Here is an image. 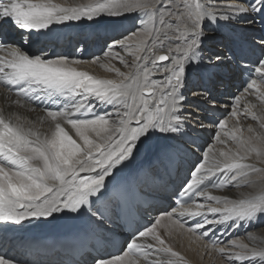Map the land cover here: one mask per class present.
<instances>
[{
	"label": "snow or ice",
	"instance_id": "obj_1",
	"mask_svg": "<svg viewBox=\"0 0 264 264\" xmlns=\"http://www.w3.org/2000/svg\"><path fill=\"white\" fill-rule=\"evenodd\" d=\"M102 16L132 17V29L102 53L126 67L125 57L115 50L135 58L128 72L109 69L119 79L97 78L74 66L80 60L49 55L43 48L30 55L31 48L9 42L10 33L16 32L19 44H35L54 25L95 22ZM221 21L242 23L256 34H225L209 52L208 29ZM0 53V82L25 101L44 105L43 120L49 122L48 129L41 131L0 110V225L23 227L25 221L47 222L62 215L87 218L103 235L122 227L124 205L134 193L122 179L135 157L160 140L174 148L172 141L206 127L193 120L201 107L217 98L211 88L194 82L198 70L209 78L228 71L258 75L259 80L251 78L244 92L254 90L264 101V0H89L77 5L0 0ZM99 59L94 57L93 62ZM239 102L240 97H235L230 117L236 124L224 132L227 139H221V132L228 120L216 125L215 136L220 144L234 141L235 150L208 147L176 193H183L175 201L179 207L162 213L151 226L137 229L121 255L88 253L91 264H141V260L143 264H186L161 235V230L168 237L184 230L183 218H199L186 231L198 234L197 239L209 238L205 247L230 264H264V246L229 240L220 247L218 238H210L218 231L255 224L264 216V166H258L264 165V114L252 111L254 105L246 108L245 113L259 122L260 131L251 125L245 131L239 123ZM14 103L23 107L20 99ZM193 103L195 108L190 107ZM209 185L215 189L259 186V192L229 199L212 195ZM201 198L205 203L185 207L186 202ZM0 264L24 262L0 253Z\"/></svg>",
	"mask_w": 264,
	"mask_h": 264
},
{
	"label": "bare ground",
	"instance_id": "obj_2",
	"mask_svg": "<svg viewBox=\"0 0 264 264\" xmlns=\"http://www.w3.org/2000/svg\"><path fill=\"white\" fill-rule=\"evenodd\" d=\"M56 2L64 5H77L88 3L89 0H56ZM214 2L236 3L238 0H214ZM131 21L132 17L109 16H102L95 22L72 21L67 22L65 25L52 26L50 32L52 33L50 34L51 36L47 38L43 37V35L38 43L21 45L18 43L19 34L16 32L10 33L9 42L14 43V46L24 48V50L31 48L29 52L30 55L39 48H46L45 50L49 55L68 56L70 60L76 59L82 61L74 65L80 71H87L89 74L101 79H119L118 75L109 69L115 67L119 68L122 72H128L135 58L126 51L116 49L115 51H119L128 62V66L126 67L117 59L104 57L102 53L107 47V43L110 44L113 40L122 38V34L127 35L128 31L132 29ZM258 27L259 25H257V28ZM126 30L127 32L125 33ZM208 31L210 36L208 41L209 52L215 50L217 42L215 43L214 40L218 41L225 34H234L238 37L256 34L252 29L247 28L242 23L233 22L230 25H225L223 21L220 22V26H216V22H213V26L208 29ZM70 35H72L75 40L81 37L80 39L84 40L83 43L75 46V40L72 39ZM86 35H88V40L87 37L82 38V36ZM53 45L55 48H53ZM0 55H3V53H0ZM94 57H100V59L93 62ZM220 74L228 77V80L222 79ZM240 74L241 73L238 71H228L221 72L209 78L207 73L198 70L193 76L194 82L197 85L204 84L211 88L212 95L217 98L206 107H201L199 109V117L193 120L194 123L196 119H199L206 127L204 129L198 128L197 131L192 132L190 136L184 137L180 141H172L175 147L171 149H169L168 141L160 140L156 142L137 155L128 168L134 170L137 177V196L141 199L148 197L153 201L149 207L142 212L143 217L147 221L146 227L151 226L154 220L162 213L174 211L167 207L168 200L171 198L170 196L176 193L177 190H180L181 187L185 185L186 181L190 179L193 166L202 161L203 152L208 147H214L216 150L221 148L225 150L229 148L235 150L237 145L234 141L229 140L226 145L215 141V136L217 131H219L216 125L220 121H229L225 130L221 132L222 140L227 139L224 132L229 131L234 124H236L235 118L230 117L235 97H240V102L237 105L238 111L241 114L239 117L240 125L244 127L245 131L249 125L257 131H260L259 122L253 120L250 115H247L245 109L254 105L255 107H252V111H255L257 115L264 114V101L259 99L254 93V90L249 93L244 92L247 85L240 82L238 78ZM157 78H159L158 74ZM253 78L259 80V76L255 74ZM204 79L208 81L207 84L204 82ZM200 81H202V83ZM17 99L21 100L23 107L14 103ZM190 107L195 108L196 104L193 103ZM32 109H34V111H32ZM0 110H3L6 116L12 115L13 119L18 115L22 122L29 123L39 128L41 131H46L48 129L49 122L43 120L45 115L44 107H40L31 101H25L22 97H18L15 92L7 89L2 82H0ZM97 111H102V109L98 107ZM70 134H72L71 130ZM73 138H75V136ZM192 141H195V143L193 144ZM190 147L195 149L200 148V150H196L193 153ZM191 153L195 156L197 155V157H193ZM211 155L212 154H210V156ZM195 160L197 162H195ZM142 164L144 165L143 169H138V167H136ZM191 164H194L192 168L190 166ZM185 166L191 168L188 174L184 173ZM258 166L264 165L258 164ZM168 171L175 177L174 180L169 175ZM216 179L220 180L222 177H217ZM207 191L215 196L238 199L241 193L255 191L258 194L259 186H257L256 189L246 186L215 189L209 185ZM195 203H205V201L202 198L195 199V202L191 205ZM208 203L213 202L209 201ZM213 206L221 205L213 203ZM67 218L69 217L61 215L60 218L56 220L47 218V222L36 220L31 222L25 221L23 227L15 226L13 228H7L5 225H0V253L6 254V258L15 257L23 261L24 264H84V261H88L89 264H91V257L89 255H85L82 258L83 263H81L69 256L60 255L59 253L52 256L33 254L18 248L13 243L14 233L16 232L23 234L32 229L41 230L53 228L63 224ZM198 219L199 218H183V222L185 223L184 230L175 231L172 237H168L167 234L161 230V235L168 239V242L175 251H179L182 254L186 264H230L224 256L212 250L211 247H205L206 244H209V240H206V238L197 239L196 237L198 234H192L186 231L187 227L193 225ZM91 226L93 233V242L91 245L96 248L99 255L114 257L122 254V252L114 254L115 251H118V248H121L114 243L115 239L119 237L118 234L121 233V228H118L114 232L101 235L93 225ZM240 232L245 234V236L243 235L244 239H236L237 237L229 239L232 234ZM212 236H214L215 239L218 238L222 242L219 245L220 247H224L229 240H237L238 242L248 244L249 247H262L264 246V216H261L255 224H242L238 229H232L227 233L218 231ZM132 238H130V240ZM108 245L111 247L110 249ZM141 264H143L142 260Z\"/></svg>",
	"mask_w": 264,
	"mask_h": 264
},
{
	"label": "rangeland",
	"instance_id": "obj_3",
	"mask_svg": "<svg viewBox=\"0 0 264 264\" xmlns=\"http://www.w3.org/2000/svg\"><path fill=\"white\" fill-rule=\"evenodd\" d=\"M127 32V30L125 31V33ZM214 42L216 43L217 42V40H214ZM107 44H109V43H107ZM241 76V75H240ZM220 77H222V76H220ZM222 78H224V77H222ZM239 78V77H238ZM201 83H202V81H200ZM205 82V81H204ZM196 150H200V148H198V149H196ZM195 150V151H196ZM191 152H193L194 153V151H191ZM192 154V153H191ZM193 155V157L195 156L194 154H192ZM195 157H197V155L195 156ZM195 162H197L196 160H195ZM195 164V163H194ZM194 164H191L190 166H191V168H192V166L194 165ZM191 168L189 167V166H187L186 167V170H187V174H188V172L191 170ZM245 236V234L244 233H242V232H240V233H236V234H232L230 237H229V239H234V238H236V239H244V236ZM238 237H241V238H238ZM119 252H123L122 251V249L120 250H118Z\"/></svg>",
	"mask_w": 264,
	"mask_h": 264
}]
</instances>
